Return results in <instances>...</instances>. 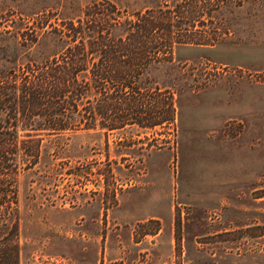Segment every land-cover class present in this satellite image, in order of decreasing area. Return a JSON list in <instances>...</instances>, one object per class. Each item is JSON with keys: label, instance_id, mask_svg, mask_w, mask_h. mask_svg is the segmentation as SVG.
<instances>
[{"label": "rangeland", "instance_id": "rangeland-1", "mask_svg": "<svg viewBox=\"0 0 264 264\" xmlns=\"http://www.w3.org/2000/svg\"><path fill=\"white\" fill-rule=\"evenodd\" d=\"M182 1L0 0L17 61L0 66L56 53L18 46L20 35L43 42L93 4ZM217 1L218 42L177 45L148 69V87L172 96V124L42 139L16 178L18 264H264V0Z\"/></svg>", "mask_w": 264, "mask_h": 264}, {"label": "trees", "instance_id": "trees-1", "mask_svg": "<svg viewBox=\"0 0 264 264\" xmlns=\"http://www.w3.org/2000/svg\"><path fill=\"white\" fill-rule=\"evenodd\" d=\"M220 7L217 0H184L126 12L106 2L93 4L75 24L50 25L43 42L24 27L29 38L20 35L18 46L45 43L58 50L0 66V264H18L16 178L37 162L42 139L77 130L172 124V96L148 87V69L169 64L177 45L218 42L225 33L212 21ZM6 34L0 32L3 63L10 61L6 49H13L3 43Z\"/></svg>", "mask_w": 264, "mask_h": 264}]
</instances>
